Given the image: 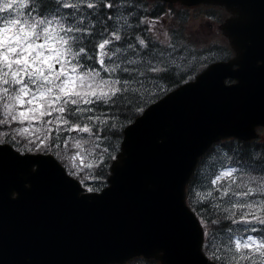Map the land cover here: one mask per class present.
<instances>
[{"label": "snow or ice", "instance_id": "1", "mask_svg": "<svg viewBox=\"0 0 264 264\" xmlns=\"http://www.w3.org/2000/svg\"><path fill=\"white\" fill-rule=\"evenodd\" d=\"M153 11L142 0H0V156L31 158L34 174L50 158L82 198L108 189L85 169L117 161L122 121L133 126L175 79V36ZM224 159L237 167L181 198L195 264H264V147Z\"/></svg>", "mask_w": 264, "mask_h": 264}, {"label": "water", "instance_id": "2", "mask_svg": "<svg viewBox=\"0 0 264 264\" xmlns=\"http://www.w3.org/2000/svg\"><path fill=\"white\" fill-rule=\"evenodd\" d=\"M166 1L235 13L222 28L237 56L211 64L126 126L102 194L80 197L50 158L34 174L31 158L0 156V264H108L139 254L195 264L180 207L197 159L220 138L250 139L264 126V67L257 63L264 59V0Z\"/></svg>", "mask_w": 264, "mask_h": 264}, {"label": "trees", "instance_id": "3", "mask_svg": "<svg viewBox=\"0 0 264 264\" xmlns=\"http://www.w3.org/2000/svg\"><path fill=\"white\" fill-rule=\"evenodd\" d=\"M142 5L150 6L154 11L153 15L155 17H159L160 20H162L161 27L165 26V30L171 31L175 36V42L177 43L178 51L174 53V55L177 58V70L175 73V79L170 82H162V87L167 88V91L174 88L178 84H180L183 81L189 80L193 78V76L200 71L202 67V63H204L206 58L199 54L197 49V45L194 43V41L191 38V34L188 32V23H187V11H183L181 6L173 5L170 3H165L161 1H155V0H142ZM182 46V47H181ZM183 74V78L181 79V75ZM164 94L162 92L156 99L161 97ZM155 99V100H156ZM154 101V100H153ZM152 102V101H150ZM134 119V118H133ZM131 121L124 122V126L128 124ZM122 130L121 129V135L117 137L111 138V144L112 145H120L121 137H122ZM224 144L228 147V150L230 152V157H232L235 160H238L240 157V153L247 150L255 149L259 151L262 147H264V140L259 141H249V142H237L234 143L231 140H225ZM108 147L107 141H100V149L103 151L104 148ZM111 151V149H109ZM116 153L113 152V155ZM110 161H107L104 167L101 168H94L90 170L92 173L91 177L94 179V181L88 183L90 186H96L100 187L101 185H104L106 182V176L108 175V167H109ZM198 167V166H197ZM197 170V168H196ZM191 176L187 189H186V198L187 202L189 200V190L191 189L192 193L195 194V175L196 171ZM85 177H88V174L83 173ZM90 179V178H88ZM144 263L147 264H159L157 261L154 260H148Z\"/></svg>", "mask_w": 264, "mask_h": 264}, {"label": "rangeland", "instance_id": "4", "mask_svg": "<svg viewBox=\"0 0 264 264\" xmlns=\"http://www.w3.org/2000/svg\"><path fill=\"white\" fill-rule=\"evenodd\" d=\"M195 12H196L195 16L191 17L190 23H189L190 24L189 27H191V31L197 34H201L205 32L206 34L211 35V36L217 35L216 24L212 20L207 19L204 16L206 13L205 9L203 10L197 9L195 10ZM202 13H203L204 19L202 17ZM211 21L213 25L215 26L214 28L210 24ZM225 154L226 153L223 150L222 146H215V150L205 158V162L203 164L202 163L200 164V167H199L200 173L197 179L198 186H197L196 192H199L202 190L200 187L202 183L206 184L210 178H214V176L211 175L212 171H215L216 174H219L220 171L226 170L229 166L237 167L235 164H230V161H228L227 159H224ZM221 161L223 163V168L221 167ZM213 164H215L214 169L212 168H209L208 170L206 169L208 166L210 167Z\"/></svg>", "mask_w": 264, "mask_h": 264}, {"label": "clouds", "instance_id": "5", "mask_svg": "<svg viewBox=\"0 0 264 264\" xmlns=\"http://www.w3.org/2000/svg\"><path fill=\"white\" fill-rule=\"evenodd\" d=\"M14 194H15V195H14ZM12 197H13V198H15V197H16V193H15V192H13V193H12Z\"/></svg>", "mask_w": 264, "mask_h": 264}]
</instances>
